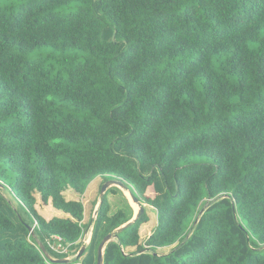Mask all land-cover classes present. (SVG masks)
<instances>
[{"label":"trees","instance_id":"obj_1","mask_svg":"<svg viewBox=\"0 0 264 264\" xmlns=\"http://www.w3.org/2000/svg\"><path fill=\"white\" fill-rule=\"evenodd\" d=\"M96 177L157 212L104 264H264V0H0V264H58L38 241L68 257L48 238L78 254L90 226L63 264H97L134 211L111 187L84 223L64 191Z\"/></svg>","mask_w":264,"mask_h":264},{"label":"rangeland","instance_id":"obj_2","mask_svg":"<svg viewBox=\"0 0 264 264\" xmlns=\"http://www.w3.org/2000/svg\"><path fill=\"white\" fill-rule=\"evenodd\" d=\"M103 177H96L87 187L85 193L83 195H79L75 193L71 188L65 191V196L67 198H79V200L83 201L85 208H86V214L87 217L93 216L94 210L99 208L100 206V201H101V188L104 183ZM120 189V188H119ZM8 195V194H7ZM147 195L150 197L155 196V191H151V189H148ZM9 196V195H8ZM36 198H37V209L40 214H42L45 218H49L50 214L52 212L48 211L51 207L48 204H45L41 198L40 193H36ZM110 203H111V208L112 212L117 211L120 208H127V205L129 204L134 213L138 209V206L136 203L132 202L131 197L129 196V191L127 189H120V191H117L116 193H110L108 196ZM144 206L146 208V212L148 213L150 220L143 224L141 226L140 234H141V241H146L148 239V235L150 231L154 230L155 227L157 226V212L156 210L150 206L149 204L144 203ZM166 250L168 249H161V253H165ZM71 259H74L77 257L76 251H73L69 254L68 256Z\"/></svg>","mask_w":264,"mask_h":264},{"label":"water","instance_id":"obj_3","mask_svg":"<svg viewBox=\"0 0 264 264\" xmlns=\"http://www.w3.org/2000/svg\"><path fill=\"white\" fill-rule=\"evenodd\" d=\"M0 187L3 188L4 184L0 181ZM111 187H118L120 189H127L129 191V196L132 199L133 203H136L138 206V209L135 211L132 219L130 221H128L127 223H125L124 225L120 226L119 228H117L116 230H114L112 233L106 235L100 246L98 249V261L97 264H104V252H105V248L107 246L108 243H110L111 241L116 240L118 233L122 232L124 229H126L127 227H129L130 225L134 224L136 221H138L142 215L145 213V206L144 204L141 202V200L139 199V197H137L129 188L128 186L125 184L124 181L119 180V179H110L107 180L102 188H101V192H100V196H101V201H102V197L106 194L107 190ZM100 201V203H101ZM98 214V209L96 210V215ZM33 230V229H32ZM38 245L42 251V253L49 259H51L54 263H58V264H63V263H70L72 261L71 258L69 257H64V258H53L51 257L50 253L48 252L46 246L41 242L38 241ZM87 245L84 244L81 249L79 250L78 254H77V258H80V256L83 255V253L86 250Z\"/></svg>","mask_w":264,"mask_h":264},{"label":"crops","instance_id":"obj_4","mask_svg":"<svg viewBox=\"0 0 264 264\" xmlns=\"http://www.w3.org/2000/svg\"><path fill=\"white\" fill-rule=\"evenodd\" d=\"M68 190V189H67ZM64 193H65V191H64ZM65 195V194H64ZM66 197V196H65ZM67 198V197H66ZM68 200H79V198L77 197L76 199L75 198H67ZM49 205H50V209L48 210V211H50V212H52L51 214H50V217L49 218H47V219H51V218H53L54 216H59V217H64L65 216V214L62 212V211H60V210H57V209H55L54 207H53V205H52V203L50 202L49 203ZM96 210H97V208L94 210V213H93V216H92V218L94 219V218H96ZM90 216L89 217H87V214H86V208H85V217H84V223H88L91 219H92ZM92 230H93V227L92 226H90V228H89V230L88 231H86L85 233H84V235H83V238L85 237L89 242H90V240H91V237H92ZM152 230L150 231V233H149V235H148V237L152 234ZM86 245H88V244H86ZM170 248L171 247H165V248H162V249H168V250H166V252H168L169 250H170Z\"/></svg>","mask_w":264,"mask_h":264},{"label":"built area","instance_id":"obj_5","mask_svg":"<svg viewBox=\"0 0 264 264\" xmlns=\"http://www.w3.org/2000/svg\"><path fill=\"white\" fill-rule=\"evenodd\" d=\"M81 241L84 244H89V241L85 237L84 238L82 237ZM47 242L50 248L59 254L69 255L72 252V249L70 248L71 247L70 244L65 243L62 237L58 235L51 236L50 238H48Z\"/></svg>","mask_w":264,"mask_h":264}]
</instances>
